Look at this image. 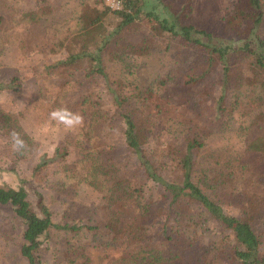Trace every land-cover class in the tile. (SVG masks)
Listing matches in <instances>:
<instances>
[{
	"label": "trees",
	"instance_id": "1",
	"mask_svg": "<svg viewBox=\"0 0 264 264\" xmlns=\"http://www.w3.org/2000/svg\"><path fill=\"white\" fill-rule=\"evenodd\" d=\"M90 1L38 0L12 21L0 14V32L15 28L26 38L37 25L44 38L36 46L56 47L61 40L68 56L45 63L43 73L69 108L90 112L88 124L69 138L86 140L88 150L70 162L68 148L58 145L32 180L59 192L86 183L100 193L103 210L96 217L70 213L58 222L42 196L35 208L25 186L0 177V204L10 205L25 224L22 255L40 264L41 238L52 231L80 240L106 230L123 253L118 264H182L186 248L199 244L216 221L229 235L218 234L212 243L229 249L231 264H264V170L252 160L257 151L264 158V0H238L226 12L225 28L242 34L227 41L189 20L192 0L169 16L150 9V0H120L119 9ZM144 18L153 24L131 35L129 25ZM180 63H189L183 76ZM145 69L151 76L142 79ZM171 108L181 111L170 129L181 147L157 144L143 156L141 147ZM23 116L0 108L8 138L0 156L12 165L30 161L38 149ZM133 164L160 187L161 220L152 216L144 187L121 177Z\"/></svg>",
	"mask_w": 264,
	"mask_h": 264
},
{
	"label": "rangeland",
	"instance_id": "2",
	"mask_svg": "<svg viewBox=\"0 0 264 264\" xmlns=\"http://www.w3.org/2000/svg\"><path fill=\"white\" fill-rule=\"evenodd\" d=\"M187 1L189 0H150V9L153 7L162 16H169L183 11ZM90 2L93 3V0ZM237 2L238 0H192L193 9L189 20L194 21L199 27L212 30L225 41L238 40L242 34L236 33L233 28L230 31L227 30L224 19H221L228 10L235 7ZM0 3V14L12 21L11 19L16 15L35 8L38 0H0ZM104 4L112 9L122 7L120 0H105ZM152 24L153 22L146 18L131 23L129 25L131 35L149 28ZM107 25L109 30L113 29L114 25L110 20ZM33 30L32 33L27 34L26 38L20 37L15 28L0 32V39L3 43L5 42L3 47V43L0 42V84L13 85L10 89L0 88V108L13 113H23L21 124L38 143L35 157L30 161L21 160L12 165L4 162L6 160L1 155L0 177L7 183L25 186L35 208L38 207V200L42 196L43 203L55 221L68 220L70 213L96 217L95 213L103 211L100 208L101 195L90 185L82 183L71 191L59 192L48 187H41L39 183L42 182L39 179L32 180V172L38 163L46 157H52L58 145L68 148L67 159L70 162L81 157L90 146L84 139L69 142V138L77 129L88 124L90 112L80 108H69L64 93L57 90L50 77L43 73L45 63L68 56L65 49L60 48L64 46L61 40H56L58 43L56 47L53 44L36 46L35 42L42 43L44 37L37 25ZM261 37L264 40V25L261 28ZM173 46L175 48V45ZM157 63L154 61L152 65L162 66L160 61ZM188 68L189 63H180L176 67L180 76L185 75ZM145 70L147 75L144 74L142 79L151 76L150 69ZM210 81V78L203 80L206 84ZM204 83L201 86L197 83L195 86L202 87ZM104 97H107L105 93ZM191 107L193 112L198 111L199 106ZM63 108L68 109L63 111ZM180 113L179 109L171 108L157 122L141 147L143 156L148 157L157 144H164L175 149L181 147V141L170 130L173 125L176 126ZM7 140L0 125V152L4 151ZM252 160L258 170H264L263 155L257 151ZM120 175L144 187L152 216L161 220V215L158 213L162 203L160 187L150 179L147 170L142 167L136 168L133 164L131 170L123 169ZM22 179L23 182H21ZM233 211L238 213L236 208ZM24 228L25 224L15 215L13 208L10 205L0 204V264H28L21 253ZM260 229H263L264 234V222ZM218 234L226 237L229 235L218 222H210L199 244L193 249L186 248L182 264H231L229 249L212 243ZM114 235L105 230L100 234H91L86 239L77 240L74 236L63 234L62 231H52L41 238V246L37 252L40 264H118L117 261L123 253L119 252ZM188 245L186 241V247Z\"/></svg>",
	"mask_w": 264,
	"mask_h": 264
}]
</instances>
